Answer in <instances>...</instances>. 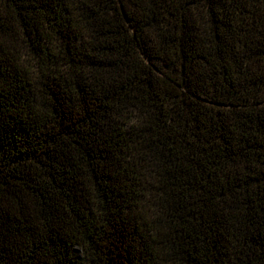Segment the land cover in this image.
<instances>
[{"label": "trees", "instance_id": "obj_1", "mask_svg": "<svg viewBox=\"0 0 264 264\" xmlns=\"http://www.w3.org/2000/svg\"><path fill=\"white\" fill-rule=\"evenodd\" d=\"M0 264H264V0H0Z\"/></svg>", "mask_w": 264, "mask_h": 264}]
</instances>
